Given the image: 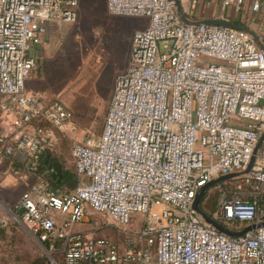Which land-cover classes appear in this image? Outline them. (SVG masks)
<instances>
[{"label": "built area", "instance_id": "built-area-1", "mask_svg": "<svg viewBox=\"0 0 264 264\" xmlns=\"http://www.w3.org/2000/svg\"><path fill=\"white\" fill-rule=\"evenodd\" d=\"M178 2L191 22H230L207 11L197 18L198 0ZM218 2L235 13L244 4ZM78 4L0 0V163L35 177L15 206L22 223L61 264H264V227L229 237L192 208L201 187L238 174L217 186L210 217L235 232L264 221V140L240 174L264 132V41L251 30L185 24L175 0H105L109 15L147 24L132 33L101 132L77 139L74 113L27 91L26 81L36 65L32 45L47 24L74 23ZM250 12L264 16V0H252ZM62 137L73 142L77 180L65 193L36 172ZM91 213L112 222L122 241L73 232ZM131 215L141 223L130 227Z\"/></svg>", "mask_w": 264, "mask_h": 264}, {"label": "rangeland", "instance_id": "rangeland-1", "mask_svg": "<svg viewBox=\"0 0 264 264\" xmlns=\"http://www.w3.org/2000/svg\"><path fill=\"white\" fill-rule=\"evenodd\" d=\"M251 1L244 0L241 11L235 13L232 8L222 9L218 0H198L195 11L197 18L206 11L205 15L210 17H239L242 26L264 41V16L250 12ZM206 2L211 5L204 10ZM76 13L77 19L72 24H47L46 33L32 45L36 65L28 76L26 90L61 100L74 113L78 125L76 137L82 139L101 131L114 80L128 64L132 33L145 26L147 20L111 16L106 11L105 0H79ZM72 143L62 137L50 154L61 165V171L74 173L70 157ZM4 163H0V264H61V255L52 253L29 231L15 208L35 177L14 170L10 162L7 167ZM40 174L44 178L47 175ZM51 174L52 170V179ZM58 190L65 193L71 189L64 185ZM220 195L217 187L211 189L208 198L202 201L203 209L216 211ZM141 220L142 217L131 215L130 227L137 226ZM72 231L91 233L117 243L123 239L114 224L98 213H91L85 222L73 225Z\"/></svg>", "mask_w": 264, "mask_h": 264}, {"label": "water", "instance_id": "water-1", "mask_svg": "<svg viewBox=\"0 0 264 264\" xmlns=\"http://www.w3.org/2000/svg\"><path fill=\"white\" fill-rule=\"evenodd\" d=\"M175 6H176V11H177V14L178 16L180 17L181 21L185 24H194V25H198V24H205V25H215V26H223V27H227V28H232V29H237V30H242V31H245V32H248V33H251V31L248 29V28H245L243 26H240L238 24H235V23H230V22H226V21H223V20H216V19H209V20H204V21H200V22H191L189 21L182 13V10H181V7H180V4L178 2V0H175ZM256 40L257 37H255ZM263 51H264V47H262ZM264 140V132L263 134L261 135L259 141L257 142L254 150H253V153H252V156L250 158V161L245 169V171H243L242 173L240 174H247L250 170H251V167L253 166V163H254V159H255V155L257 154V151L259 150V148L261 147V143L262 141ZM238 174H230V175H226V176H222V177H219L217 179H214L212 181H210L209 183H207L206 185H204L203 187H201L196 195H195V198H194V201H193V205H192V208L194 209V211L199 215L201 216V218L208 224H210L214 229H216L217 231L229 236V237H234V238H237V237H241L243 235H245L246 233L256 229V228H259V227H264V221L263 222H260V223H257V224H252V225H249L247 227H245L242 231L240 232H234V231H231L229 230L227 227H225L224 225L218 223L217 221L213 220L209 215H207L206 213H204L200 207H199V203H200V200L202 199V197L204 196L205 194V191L210 188L211 186L215 185V184H218L220 182H223V181H226L228 179H231L235 176H237ZM51 177H52V180H56V183L59 182L60 178H61V165L58 163V162H54L52 164V174H51ZM45 253H49L48 250L44 249Z\"/></svg>", "mask_w": 264, "mask_h": 264}, {"label": "trees", "instance_id": "trees-1", "mask_svg": "<svg viewBox=\"0 0 264 264\" xmlns=\"http://www.w3.org/2000/svg\"><path fill=\"white\" fill-rule=\"evenodd\" d=\"M9 162L12 163L11 166H12V168L14 170H16V171H21L22 170V166H20L18 163L14 162V161H11V160H8V162L5 161L4 164H5L6 167L8 166ZM54 162H55V159L50 154H44V155H42L40 157L39 164H38V169L36 171L37 172V175L39 177H41L42 179L46 180L49 183V185L53 189H55V190H58V188H60V187H62L64 185H66L71 190L74 189V187L76 186V183H77L75 172L74 173H71L68 170H62L61 171V178H60V180H59L58 183H56V181H53L50 178V171L52 170V164ZM42 172H45L47 174L45 176V178L43 176H41L40 173H42ZM219 185H222V183L213 185L210 188H208L205 191V194H204L202 200H200V203H199L200 209L204 213H206L207 215H209V216L212 215L213 211H207V210L203 209V207H202V201L204 199H207L208 198V193L210 192L211 189H215ZM71 190H69V191H71ZM18 213H19V216H21V212L19 211ZM228 229L235 232L237 230V226L236 225H233V226L228 227ZM44 245L46 246V248H48L46 244H44Z\"/></svg>", "mask_w": 264, "mask_h": 264}, {"label": "crops", "instance_id": "crops-1", "mask_svg": "<svg viewBox=\"0 0 264 264\" xmlns=\"http://www.w3.org/2000/svg\"><path fill=\"white\" fill-rule=\"evenodd\" d=\"M230 23H235L238 24L240 26H242V19L236 16L231 17L230 19ZM244 27V26H243ZM246 28V27H245ZM32 92V91H31Z\"/></svg>", "mask_w": 264, "mask_h": 264}, {"label": "bare ground", "instance_id": "bare-ground-1", "mask_svg": "<svg viewBox=\"0 0 264 264\" xmlns=\"http://www.w3.org/2000/svg\"><path fill=\"white\" fill-rule=\"evenodd\" d=\"M152 216H154V215H152Z\"/></svg>", "mask_w": 264, "mask_h": 264}]
</instances>
